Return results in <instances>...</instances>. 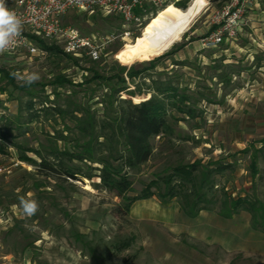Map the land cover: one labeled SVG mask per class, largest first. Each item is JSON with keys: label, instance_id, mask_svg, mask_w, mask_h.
Segmentation results:
<instances>
[{"label": "rangeland", "instance_id": "374dc122", "mask_svg": "<svg viewBox=\"0 0 264 264\" xmlns=\"http://www.w3.org/2000/svg\"><path fill=\"white\" fill-rule=\"evenodd\" d=\"M193 1L168 4L185 10ZM203 1L202 10L168 49L151 52L146 42L139 43L157 12L135 25L119 14L73 9L62 23L90 37L99 46L98 59L85 49L67 53L63 39L35 34L40 52L0 54V121H11V129L0 130V264H264V232L251 227L248 212L225 219L216 210H203L190 218L176 199L152 196L133 202L129 213L121 214L120 198L95 189L90 180L57 181L32 175V163L20 158L24 154L38 161L26 149L46 145L49 134L63 129L65 123L72 125L68 119L58 117L54 124L42 117L40 122L23 124L21 131L26 132L19 134V104L29 99L28 92L36 94V101L53 99L52 81L64 75L70 83L57 87L58 91H76L77 100L101 115L102 96L110 93L107 85L133 89L145 79L149 85L150 75L177 89L166 106L173 135L151 138L154 157L134 175V190L129 194L135 195L153 174L168 166L201 160L232 163L233 170H226L219 181L233 196L254 194V182L255 194L264 200V47L257 46L253 53L239 50L237 45L246 40L241 27L218 47L200 48V38L216 27L214 17L227 0ZM189 43L191 48L184 50ZM43 46L56 52H46ZM91 61L98 63L96 69L105 77L119 73L124 82L87 81L92 77ZM131 67L149 69L131 79L127 76ZM33 72L39 80L25 84ZM141 99L142 95H134L132 100ZM186 106L193 109V116L180 110ZM21 198L37 200L38 212L26 216Z\"/></svg>", "mask_w": 264, "mask_h": 264}, {"label": "trees", "instance_id": "16d2710c", "mask_svg": "<svg viewBox=\"0 0 264 264\" xmlns=\"http://www.w3.org/2000/svg\"><path fill=\"white\" fill-rule=\"evenodd\" d=\"M30 37L38 43L33 35ZM43 47L46 52H56L55 48ZM91 62L92 77L87 81L116 78L115 84L124 82L125 79L119 73L105 77L96 69L98 63ZM148 69L131 67L127 76L132 79ZM146 75L144 77L148 76L149 85L146 79L137 82L133 89L107 85L110 93L102 96L104 109L101 115L77 100L76 91L64 94L58 91L57 87L70 83L64 75H58L52 81L55 85L53 99L45 97L44 100L36 101V94L28 92L29 99L24 105L19 104L21 116L16 121L19 134L26 132L21 131L23 124L39 121L42 117L54 124L58 123V117L72 122V125L65 123L63 129H56L53 134H49L46 145L26 149L34 152L38 161L20 155L22 160L32 163L30 174L53 177L57 181L83 182L88 179L95 189H103L120 198L121 214H128L131 205L137 200L158 196L160 200L176 199L180 210L190 218H195L203 210H216L225 219L241 211L248 212L251 227L264 232V200L255 194V183L252 181L254 194L233 196L226 184L219 181L226 170H233V164L229 162L210 161L204 164L201 160H195L177 163L153 174L152 179L135 195L129 194L134 190V175L154 157L151 138L159 134L173 135L166 106L168 98L177 89L166 81ZM146 88L152 93L144 96L142 92ZM123 91L125 95H120ZM134 95H142L141 101L133 102ZM180 110L194 115L190 107H180ZM21 117H25L24 122ZM10 124L11 121L2 124L0 121V130L11 129ZM251 173L254 180L257 174L255 162L251 164Z\"/></svg>", "mask_w": 264, "mask_h": 264}, {"label": "built area", "instance_id": "2783aa9c", "mask_svg": "<svg viewBox=\"0 0 264 264\" xmlns=\"http://www.w3.org/2000/svg\"><path fill=\"white\" fill-rule=\"evenodd\" d=\"M170 0H6L8 7L23 21V30L17 44L2 54L11 55L20 50L35 54L41 50L30 35L49 39H63L64 51L77 53L85 49L92 59L99 58V46L76 29L62 23L63 17L73 9H98L106 14H119L126 22L141 25L154 11ZM260 0H227L214 17L216 27L201 38L205 48H216L223 41L234 38L246 21L251 9Z\"/></svg>", "mask_w": 264, "mask_h": 264}, {"label": "bare ground", "instance_id": "6f19581e", "mask_svg": "<svg viewBox=\"0 0 264 264\" xmlns=\"http://www.w3.org/2000/svg\"><path fill=\"white\" fill-rule=\"evenodd\" d=\"M204 5L203 0H194L185 10H180L171 3L165 5L154 15L139 38V43L143 45L146 42L151 52L160 48L168 49L180 39Z\"/></svg>", "mask_w": 264, "mask_h": 264}, {"label": "clouds", "instance_id": "9594fccd", "mask_svg": "<svg viewBox=\"0 0 264 264\" xmlns=\"http://www.w3.org/2000/svg\"><path fill=\"white\" fill-rule=\"evenodd\" d=\"M23 30V21L17 13L11 10L6 0H0V54L17 44ZM38 73H30L24 83L31 85L39 80ZM20 206L26 216L35 215L39 210V203L35 199H20Z\"/></svg>", "mask_w": 264, "mask_h": 264}, {"label": "crops", "instance_id": "0c3cea01", "mask_svg": "<svg viewBox=\"0 0 264 264\" xmlns=\"http://www.w3.org/2000/svg\"><path fill=\"white\" fill-rule=\"evenodd\" d=\"M241 34H245L246 40L242 46L237 45L239 50L245 48L246 51L248 50L250 53H253L256 51L254 49L257 46L264 47V0H260L248 13L246 21L242 25ZM201 38L199 40L200 48L204 47ZM190 48L191 44L189 43L184 50L187 51Z\"/></svg>", "mask_w": 264, "mask_h": 264}]
</instances>
